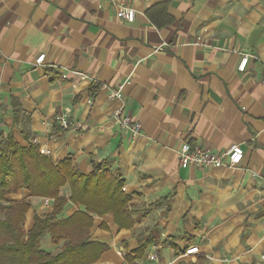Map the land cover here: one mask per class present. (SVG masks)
Instances as JSON below:
<instances>
[{"label": "crops", "instance_id": "crops-1", "mask_svg": "<svg viewBox=\"0 0 264 264\" xmlns=\"http://www.w3.org/2000/svg\"><path fill=\"white\" fill-rule=\"evenodd\" d=\"M120 1L134 21L116 18L109 2L0 0V145L11 135L54 162L70 157L82 173L101 160L120 170L132 215L147 214L130 229L94 215L90 238L108 248L92 264H128L125 253L147 236L145 255L155 251L158 264L189 245L199 252L174 264H264V0ZM243 53L251 57L239 72ZM124 82L122 98L109 100ZM120 106L140 135L115 122ZM185 142L214 154L238 143L243 159L182 168ZM29 199L30 218L50 211L52 200ZM78 208L67 202L61 215Z\"/></svg>", "mask_w": 264, "mask_h": 264}, {"label": "trees", "instance_id": "trees-1", "mask_svg": "<svg viewBox=\"0 0 264 264\" xmlns=\"http://www.w3.org/2000/svg\"><path fill=\"white\" fill-rule=\"evenodd\" d=\"M150 10L147 16L161 27ZM90 165V171L82 173L70 157L54 162L35 143L21 144L11 135L6 137L0 145V264H92L108 248L90 238L94 215L111 213L120 229H130L147 214L132 215L131 194L123 190L119 169L106 160ZM63 186L68 187V198L60 194ZM19 190H27V196L9 198ZM30 196L52 200L51 209L34 213L25 230ZM67 202L82 209L62 216ZM100 226L106 228L105 223ZM152 238L140 242L134 255L125 253L126 262L143 258Z\"/></svg>", "mask_w": 264, "mask_h": 264}, {"label": "built area", "instance_id": "built-area-1", "mask_svg": "<svg viewBox=\"0 0 264 264\" xmlns=\"http://www.w3.org/2000/svg\"><path fill=\"white\" fill-rule=\"evenodd\" d=\"M99 6L102 5V3H110L116 7L115 10V17L120 20H126L128 22H132L135 20V9L131 6H129L124 1L120 0H96ZM44 53L39 54L36 59L34 60L35 64H39L42 62L44 58ZM251 57L250 54L243 53L241 54V60L239 64L237 65V71L241 72L245 65ZM69 72V71H68ZM74 74H77L79 76H84L83 72L78 71H70ZM261 78L260 82L264 86V65L261 70ZM67 73H63L62 77H65ZM126 82L119 84L115 89L108 90V99H121L123 96V89ZM105 87V86H103ZM87 102H91V100H87ZM54 121L57 122L61 127L68 128L69 126V120L66 118V116L61 114H56L54 116ZM113 119L115 120L118 125L123 127L126 131L129 132L133 137L140 135L141 132V124L138 121L132 120V118L128 114H123V106L118 107L114 113H113ZM179 151L177 154V159L179 162L180 167L186 168L190 166H201V164L205 165H211L213 167L215 166H222V165H228L234 166L239 164L244 155V150L242 146H240L238 143H231L229 145V148H227L222 153H212L209 149L203 148V147H191L188 142L183 143L179 147ZM47 151H45L46 153ZM155 248V247H154ZM118 255H122L123 251L121 248L117 249L116 251ZM199 250L197 249L196 245H189V247L185 248L184 251L178 252L175 254V256L169 260H166L163 264H174L177 257L187 255L189 254H196ZM151 262L158 264L159 258L155 251H149L145 255L144 261H135L133 260V264H150ZM107 264H126L124 262H107Z\"/></svg>", "mask_w": 264, "mask_h": 264}, {"label": "rangeland", "instance_id": "rangeland-1", "mask_svg": "<svg viewBox=\"0 0 264 264\" xmlns=\"http://www.w3.org/2000/svg\"><path fill=\"white\" fill-rule=\"evenodd\" d=\"M31 222V218L29 216L26 217V220L24 222V229L26 230Z\"/></svg>", "mask_w": 264, "mask_h": 264}]
</instances>
